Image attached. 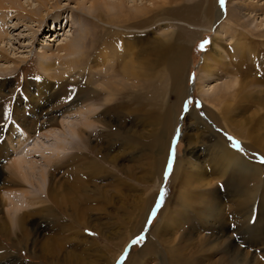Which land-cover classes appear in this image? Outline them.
I'll return each mask as SVG.
<instances>
[{
    "label": "rangeland",
    "instance_id": "374dc122",
    "mask_svg": "<svg viewBox=\"0 0 264 264\" xmlns=\"http://www.w3.org/2000/svg\"><path fill=\"white\" fill-rule=\"evenodd\" d=\"M80 1L60 0L55 7V0H51L54 8L50 11L43 9L45 18L41 23L20 20L14 13L3 21L4 14H1L0 25L6 32L3 42L0 41L1 130L2 127L9 128L8 124L19 115L31 124L41 115L42 119L51 117L54 122L61 123L65 110L71 108L77 97L92 95L100 89L98 78L87 75L75 78L66 73L65 64L78 57V53L58 55L62 46L79 41L85 28L89 37L85 46L82 45L86 48L84 52L90 50L96 41L97 30L91 23L96 25L97 20L89 10L90 5H80ZM126 1L128 6H134L135 2L142 6L153 3L151 0ZM154 1L167 3L166 8L170 11L168 15L163 14L162 19L171 20L144 29V35L148 40L159 38L166 41L165 37H171L174 32L173 40L187 47L184 73L188 92L180 114L173 118L161 173L153 174L149 170L152 157L157 156L158 151L143 146L137 151L123 153L117 142L112 154L119 158L114 165L106 164L112 175L91 181L95 189L93 196L98 198L102 193L108 202L100 198L91 202L84 189L78 194V198L81 196L78 203L77 198L71 199L70 188H66H72L69 183L80 170L78 164L53 172V179L62 187L59 186V192L66 190L72 203L77 204L72 206L71 202L62 200V208L54 205V224L45 214L30 221L27 245L16 242V246L13 240L6 241L0 236L3 246L1 264H66L70 258L68 263L73 264H108V261L110 264H171V257L185 260L186 264H264V0H224L219 20L215 14L220 0ZM20 2L28 10L36 8L35 0ZM108 29L121 30L115 26H108ZM205 41L208 43L202 49L200 45ZM132 53L133 50L128 54ZM42 54L46 58H42ZM205 56L211 59L214 76L199 84L200 77L204 76ZM132 73L142 74L137 62ZM61 78H64L62 82L59 81ZM136 81L129 78L130 85ZM231 83L234 86L230 88ZM34 87H39V91ZM157 88L161 90V87ZM219 92L222 101L213 103V96ZM28 96L36 101H31ZM102 98L95 101L96 106L101 107L99 111L105 108ZM114 98L118 101L121 96ZM43 99L46 103L38 106ZM173 101L175 97L169 92L165 105ZM146 113L147 108H143V116L137 119L125 108H112L106 115L111 127L108 129L114 134L122 133L126 138L143 136L153 130L147 124ZM65 118L70 123L80 120L69 115ZM100 130L103 129L97 126L86 130L90 138H85L104 153L109 147L99 134ZM6 139V136L0 139L1 148L8 149ZM70 139L72 150L65 155L84 146L79 138ZM224 144L237 153L244 161L243 165L225 164L228 170L223 169L218 155ZM6 151L0 152V163L5 159ZM95 158L99 160L100 156ZM40 159L38 155L34 161L43 165ZM179 161H184V165L175 173ZM186 168L191 170L186 173ZM29 189H34L31 191L34 197L46 199V193L38 194L36 188ZM146 200L151 205L142 222L136 206ZM188 202L195 206H185ZM78 204L86 209L88 225L94 228V232L77 228L73 214ZM89 207L93 210L89 211ZM76 228L81 233L84 230L88 243L80 241L83 234L80 233V237L74 234ZM120 236L127 241L121 240ZM54 237L72 239L65 243V254L58 258L60 261L45 256L43 252L44 244Z\"/></svg>",
    "mask_w": 264,
    "mask_h": 264
},
{
    "label": "bare ground",
    "instance_id": "6f19581e",
    "mask_svg": "<svg viewBox=\"0 0 264 264\" xmlns=\"http://www.w3.org/2000/svg\"><path fill=\"white\" fill-rule=\"evenodd\" d=\"M59 1L60 0H55V4H57L55 7H58ZM151 1H153V3L149 6H142L138 2H135L134 6H128L129 3L126 0H114L111 3L107 0L80 1V5H85L86 3L90 5L89 10L91 13H94V17L97 20L98 24L95 25L91 23L96 27L94 29L97 30L95 35L96 41L93 47L91 49L89 48L90 50L84 52L86 48H83V46H85L86 39L89 37L88 30L85 28V30L81 31L82 33L79 37V41H72L65 44L59 49L58 55L64 52H66V55H75L78 53V57L71 59L65 64V69L68 71H66V73L71 74V76L75 78L85 75L96 79L98 78L100 89H96L92 95L86 94L77 97V103H72L71 108L65 110L61 123L58 121L57 123L54 122L51 117L47 120L45 117L42 119L41 115L38 117L37 122L31 124L28 123L29 121L27 119L22 120L21 115H19V117L13 120V123L8 124L9 128L2 127V130L0 129V139L4 136L7 137L5 144L8 148L5 149L4 147H0V152L2 150H8V152L6 151L5 159H1L2 163H0V165H3L0 166V171L4 173L3 175L0 173V236L6 241L13 240L16 246V242H23V244L27 245L30 237L28 229V223L30 221L35 220L34 218L38 215L45 214V216L49 217L48 221L54 224L56 222L54 205H56V207L61 206L62 208V200H67L66 202L69 201L72 203L71 199L75 198H77L76 200H78L79 203L81 196L78 198V194L79 192H83L84 189L86 191L85 193H87L85 195L89 197L91 202L98 198L103 199L105 203L108 202L107 197L102 195V193L98 198L93 196L95 194V189L91 181L112 175V170L109 169L106 164L109 163L114 165L117 162L119 156L112 154L113 149L117 146V142H119V149L123 153L128 150L137 151L143 146L158 151L157 156L155 154L154 157H152L149 170L153 172V174L155 172L158 174L161 173L166 161L164 154L168 149L170 134L173 129V118L180 114L182 104L188 92L185 85L184 73L187 63V47L173 40L175 38L174 32L171 34V37H165L166 41H162L159 38H154L152 40L147 39L146 35H144L145 33L142 32L144 29L153 27L160 21L171 20L170 18L162 19L163 14L168 15L170 11L166 8V2L159 3L154 0ZM35 2V10H28L20 0H0V18H2L1 14H4L2 20L6 21L9 15L14 13L20 20L28 19L29 21L41 23L45 18L43 9L50 11L54 7L51 5V0H35ZM49 6H51V8H49ZM222 7L223 5L220 2V7L215 14L217 20L221 19L223 13ZM208 12L207 10V13ZM108 26H115L121 30L115 32L108 29ZM157 27H159V25ZM2 28L3 27L0 25L1 42H3V38L6 34ZM54 29L58 31L56 26ZM90 40H92V38H90ZM128 41L131 42L128 43ZM131 50H133V53L128 54ZM217 52L218 51L214 50L215 54H217ZM217 55H220V53ZM54 56H56V54ZM41 57L46 58L45 54H42ZM210 60L209 56L203 58L204 65L202 67V73H204V76L200 77L199 84L208 82V78L214 76V66L210 63ZM136 62L142 74L134 75L132 73L135 69ZM89 63L93 65L88 66ZM102 65L103 69L101 68ZM162 72L164 73L162 74ZM129 78L137 81L130 85ZM62 80H64V78L59 79L61 82ZM230 85V88L234 86L233 83ZM157 87H161V90ZM34 88L39 91V87ZM169 92L174 95L175 101H173L172 104L169 103L165 105L166 97ZM116 95L121 96L118 101L114 98ZM101 96H103L102 101H104L102 106L105 108L99 111L101 107H97L95 101L100 99ZM28 97L31 101H36L35 98ZM44 97L46 96L44 95ZM222 99L221 92H219L218 95L215 93L213 96V103L221 102ZM142 101L143 103H141ZM208 101L211 102L210 100ZM262 102L264 104V101ZM42 103L43 105L46 103L44 99L40 101L39 105L38 103L36 105L42 106ZM112 108H125L137 119H141L143 116V108H147L146 120H149L147 124L149 126L151 125L153 130L143 136L135 135L130 138H126L122 133L114 134L110 132L108 129L111 128L108 124L110 120L106 118V115H108ZM33 110L35 109L33 108ZM211 113L214 114L212 111ZM66 115L80 118V120L76 119L70 123L66 120ZM96 126L103 129L99 131V134L102 135L101 137L104 138V142H106L109 147L104 153L97 148V145H92L90 140L88 142L90 136H88L86 130L95 128ZM86 136L88 139L85 138ZM73 137L79 138L84 146L77 147L74 149L76 151L65 155L68 151L72 150L69 144L71 143L70 138ZM189 142L192 146L193 141L190 140ZM222 147H224V149H222L218 157L222 160L224 170H228L227 167L225 168V164H233L236 166L240 164L243 165L244 161L240 160V157L228 144H224ZM101 153L102 155H100ZM38 155L41 156L42 159H40V161L44 162L43 165H41L40 162L34 161ZM93 155L95 157L100 156L101 160L93 157ZM100 161H102L103 164ZM76 164H78L77 167L79 166L80 170L74 174L72 182L69 183L72 184V188L66 186V188H70L69 192L71 195L73 194L70 199L66 190H63L64 192L62 191V193L61 191L59 192L62 187L53 179L52 173L64 170L62 167L71 166L73 168ZM183 165L184 161H179L176 165L175 173L177 170L182 169ZM2 167L3 170H1ZM194 169L196 168L194 167ZM190 170V168H186L185 171L187 173V171L189 172ZM74 171H76V169H74ZM83 176L85 180L82 179ZM48 179L51 180L48 181ZM29 187L36 188L38 194L46 193V199L39 195V197H34L32 194L34 189L30 190ZM92 187L94 190L90 189ZM35 193L36 192H34V194ZM91 195L94 197L93 199ZM147 200L136 206L138 210L137 215H139L140 212L139 216L142 222L151 205ZM75 204H77V202L70 205L74 206ZM78 205L75 206L73 214L77 228L84 227V230L94 232V228L88 225L86 209ZM185 206L193 208L195 205L188 202V205ZM201 209H203V207ZM88 210L92 211L93 208L89 207ZM142 222L140 224H142ZM35 226H37V224ZM77 228L74 234L80 237L81 232H79L80 230ZM33 229L34 231L36 230L35 227H33ZM84 230L81 234L84 233ZM14 234L17 235L12 237ZM81 236L82 240L80 239V241L82 243L89 242L85 234ZM119 238L121 239V236ZM125 240L127 241V238ZM70 241H72V239L64 238L61 240L58 237L50 238L48 242L44 244L46 245L43 251L44 255H49L52 259L60 261L58 258H60L62 254H65V243ZM2 247L0 243V264L3 262L1 258L3 254ZM66 256L69 258L72 257V255L69 256L68 254ZM70 259L67 260V263L70 262ZM137 259L140 260L141 257ZM180 261L181 260H178L177 257H171L170 260L171 264H186L185 260ZM110 262L111 261H108V264H110ZM68 264L73 263L71 262Z\"/></svg>",
    "mask_w": 264,
    "mask_h": 264
},
{
    "label": "snow or ice",
    "instance_id": "6c2138e0",
    "mask_svg": "<svg viewBox=\"0 0 264 264\" xmlns=\"http://www.w3.org/2000/svg\"><path fill=\"white\" fill-rule=\"evenodd\" d=\"M220 2H221V4L223 5V3H224V0H220ZM208 42L207 41H205L203 44H201L200 45V47L203 49L204 48V46H205V44H207ZM262 162H264V161H262ZM169 167H171V163L169 164ZM89 235H92V233H88Z\"/></svg>",
    "mask_w": 264,
    "mask_h": 264
}]
</instances>
